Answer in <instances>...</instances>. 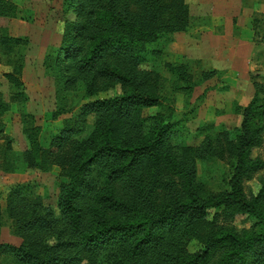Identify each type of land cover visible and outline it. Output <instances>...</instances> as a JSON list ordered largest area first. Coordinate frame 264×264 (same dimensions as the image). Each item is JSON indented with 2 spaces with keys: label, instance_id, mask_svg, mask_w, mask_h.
Wrapping results in <instances>:
<instances>
[{
  "label": "trees",
  "instance_id": "16d2710c",
  "mask_svg": "<svg viewBox=\"0 0 264 264\" xmlns=\"http://www.w3.org/2000/svg\"><path fill=\"white\" fill-rule=\"evenodd\" d=\"M62 13L59 47L46 67L56 68L64 86L80 82L88 98L116 87L121 93L83 104L48 146L41 128L22 116L30 146L22 162L39 171L57 165L66 182L57 215L28 188L9 192L5 209L22 242L0 241V264H264V186L251 199L243 191L244 182L264 170L263 161L251 158L264 134V84L254 82L252 100L237 106L239 135L224 142L206 136L199 146H188L159 89L163 78L138 67L158 53L150 48L162 35L187 31L185 0H63ZM17 14L14 0H0V16ZM25 43L0 28V63L11 68L4 77L19 95L24 65L18 50ZM167 68L175 90L189 95L187 66ZM153 107L157 111L146 116ZM8 110L0 98V116ZM4 128L0 122V135ZM82 132L87 135L78 138ZM215 155L233 165L229 188L219 192L197 176V162ZM2 213L0 201V234ZM216 213L257 221L238 233L219 225ZM192 241L200 245L195 252L188 249Z\"/></svg>",
  "mask_w": 264,
  "mask_h": 264
},
{
  "label": "rangeland",
  "instance_id": "374dc122",
  "mask_svg": "<svg viewBox=\"0 0 264 264\" xmlns=\"http://www.w3.org/2000/svg\"><path fill=\"white\" fill-rule=\"evenodd\" d=\"M62 1L14 0L19 10L16 17L3 19L4 17L0 16V28H5L10 36L26 41L18 50L24 65L21 75L24 85L22 95L17 94L19 90L4 77L11 68L0 63V98L9 105L8 112L0 116V122L5 126L4 133L0 135V201L3 211L0 241L14 246L20 245L22 241L12 233V221L5 209L9 192L16 188H28L39 195L43 203L57 215L59 189L61 184L66 182L57 165L47 171H39L27 167L22 162L21 154L30 147L23 133L22 116L28 115L34 125L41 128L40 140L43 146H48L51 138L62 130L70 119L77 117L83 104L96 99L114 98L121 93L120 88L116 87L88 98L80 82L69 87L64 86L56 68L46 67L49 62L53 63L51 58L55 57L54 51L59 47L65 24ZM260 1L264 0L213 2L216 8L232 7L241 11L244 7L250 8L245 9L246 13L241 12L233 18H236V22L237 18L243 19L244 23L250 20L251 45L228 46L229 48L225 47L226 53L220 54L222 43L208 40L206 33L201 40H198V35L202 33H193V39L198 41L191 43V46L186 41L187 37L176 39V33L162 35L158 43L150 48L158 53H150L146 61L138 66L141 71H148L151 75L163 78V81L160 79L159 89L162 96L169 100L167 105L174 109V119L180 123L182 140L188 146H199L206 136L217 137L224 142L227 138H235L241 131L242 118L237 106L246 107L252 100L255 93L254 82L264 84V12L259 5H256L255 11H250L253 4ZM190 6L191 25L187 31L198 24L212 23V4L195 1L191 2ZM68 18L72 19L73 15L70 14ZM236 22L234 21V24ZM212 32L216 35L224 31L222 26L217 25ZM239 33V27L234 29V33L232 31V34ZM222 55L224 58L230 57L231 62L237 66L235 70H216V74L205 79L201 77L203 72L213 70V66H221L219 60ZM168 63L187 66L192 82L189 95L175 90V76L168 70ZM60 109L65 111L54 119L52 113ZM156 111L155 107L148 108L144 110V114L147 116ZM92 121L93 116H89L87 122ZM86 135L87 132H82L77 137L83 138ZM251 158L264 162V134L260 146L251 150ZM232 168L229 158L215 155L208 157L206 161L197 162V176L206 182L210 190L219 192L229 188ZM262 186L264 170L244 182L243 191L247 199L256 196ZM215 220L219 225L233 227L238 233L251 230L257 221L246 215L231 218L222 213H216ZM199 247L197 242L192 241L188 249L195 252Z\"/></svg>",
  "mask_w": 264,
  "mask_h": 264
},
{
  "label": "crops",
  "instance_id": "0c3cea01",
  "mask_svg": "<svg viewBox=\"0 0 264 264\" xmlns=\"http://www.w3.org/2000/svg\"><path fill=\"white\" fill-rule=\"evenodd\" d=\"M195 1L212 4V10H211L212 23L210 25L198 24L197 27H194V28L191 27L190 28L191 30L189 29L187 32L176 33L174 34L177 37L176 39H180L181 37H187L186 41L190 45L191 43H194L195 41H198L204 38V33H206L208 36V40H216L222 43V47L220 48L222 52H220V54L226 53L227 50L225 49V47L229 48L231 46L234 47L236 45H251L252 44V39H251L252 35L250 32L251 31L250 20H247V22L244 23L243 19L237 18V22H236V18H233V17L238 16L241 12L244 13L245 9H250L249 7H244L243 11H241L240 9L238 10L237 8H232V7H224V8L214 7L213 5L215 1H219V0H185V2L188 4L190 8V13H191L190 4L191 2H195ZM222 1L235 2L236 0H222ZM256 5L257 6L259 5L260 7H262V11L264 12V1H260L259 3L258 2L254 3L253 6L251 7V10H250L251 12L255 11ZM3 19H6V17H4ZM234 21L236 22L235 24H234ZM217 25L222 26V30L224 32L214 35L212 31L215 29ZM237 27L240 28V33L238 35L232 34V31L234 33V29ZM195 32L202 33L200 36L198 35V40L193 39L194 38L193 33ZM179 34H186V36L179 35ZM188 43H186L187 45L185 47L188 46ZM180 46H184V45L180 44ZM219 62L221 66H218V67L213 66L214 70H218V71L223 70L224 72L228 70L229 72V71H234L235 68L237 67L234 63L231 62V59L229 56L228 58H224L222 55V58H220ZM247 63H249V61ZM237 75H238V71H237Z\"/></svg>",
  "mask_w": 264,
  "mask_h": 264
}]
</instances>
